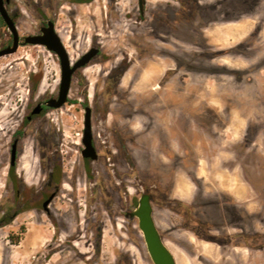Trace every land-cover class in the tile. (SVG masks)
I'll return each mask as SVG.
<instances>
[{
  "label": "rangeland",
  "instance_id": "obj_1",
  "mask_svg": "<svg viewBox=\"0 0 264 264\" xmlns=\"http://www.w3.org/2000/svg\"><path fill=\"white\" fill-rule=\"evenodd\" d=\"M12 1L19 34L49 18L71 62L99 51L62 106L29 119L57 94L58 58L31 44L0 56V109L14 110L0 264H153L125 216L143 193L176 264H264V0H146L141 19L137 0ZM84 106L94 160L80 154Z\"/></svg>",
  "mask_w": 264,
  "mask_h": 264
},
{
  "label": "water",
  "instance_id": "obj_2",
  "mask_svg": "<svg viewBox=\"0 0 264 264\" xmlns=\"http://www.w3.org/2000/svg\"><path fill=\"white\" fill-rule=\"evenodd\" d=\"M144 3L145 0H137L140 12L143 10ZM0 16L13 34L12 43L0 49V56H3L13 53L17 49L18 35L14 22L9 17L2 0H0ZM42 32L43 33L40 35L24 36L22 43L41 45L57 56L60 71L58 91L55 96H50L43 100L42 105L47 108H59L67 100L71 78L74 72L77 69L84 67L98 53V48L95 46L89 47L83 54L71 62L67 50L53 29V23L51 21L47 22V25L42 29ZM40 109L41 103L35 104L27 118L29 119L31 115L38 114ZM81 144L82 147L80 149V154L83 158L90 160L97 158V152L92 140L91 109L89 106H84ZM15 158L16 142L14 141L11 144L10 165L15 164ZM51 197L52 194L44 200V208H47V204ZM125 216L127 218H136L137 227L142 234L146 250L153 264H176L171 251L163 242V239L155 225L152 216L150 197L147 193H143L139 196L136 206L131 211L127 212Z\"/></svg>",
  "mask_w": 264,
  "mask_h": 264
},
{
  "label": "flooded vegetation",
  "instance_id": "obj_3",
  "mask_svg": "<svg viewBox=\"0 0 264 264\" xmlns=\"http://www.w3.org/2000/svg\"><path fill=\"white\" fill-rule=\"evenodd\" d=\"M3 1V4H4V7L9 15V17L12 19V21L14 22V25H15V28H16V31H17V20L19 18V9H18V5L13 3L12 0H2ZM66 3H81L83 2V0H64ZM146 1V0H145ZM144 6H145V3H144ZM137 8H138V4H137ZM144 14V7H143V10L142 12H140L139 8H138V17L139 19H141V17L143 16ZM48 21H51L53 23V29L54 31L57 33V35L59 36V33L57 32V28H56V23L54 22V20L52 19H49V18H42L40 21H39V25L37 26V29L34 31V32H31L29 34H26V35H40L42 34V29L46 27L47 25V22ZM0 23L2 24V26L5 27L7 33H8V37H9V40L7 42H5L4 44L0 45V49L5 47V46H8L12 43V40H13V34L12 32L8 29V27L6 26V24L3 22L1 16H0ZM17 35H18V39H17V43H18V46H20L23 41V37L26 36V35H23V34H19V32L17 31ZM60 38V36H59ZM63 43V42H62ZM18 48V47H17ZM99 51V49H98ZM163 54H167L166 52L163 53ZM71 61V60H70ZM13 74H8L7 75V81L8 82H11L12 79H13ZM1 99V98H0ZM1 102V100H0ZM37 103H41V109H40V112L42 110H44L46 107L42 105V101L40 102H36L35 104ZM39 112V113H40ZM14 113V110L12 111H6V108H2L0 109V137L2 138V134H3V131L4 133L8 132L9 130V125H10V115H13ZM27 119V118H26ZM16 142L17 144V139H12L11 142H10V150H11V144L13 142ZM29 153L27 150H24L23 151V157H21V162H20V168L22 171H24V177L26 180L28 181H31L35 175H37V172L36 170L32 167V166H29V165H26V164H23L22 160L25 159L26 160V157H28ZM16 156H17V148H16ZM0 159H1V155H0ZM15 160H17V158H15ZM9 161H10V157H9ZM27 161V160H26ZM25 161V162H26ZM9 166H13V165H10ZM52 175L49 174V178H51ZM50 196V195H49ZM48 196V197H49ZM47 197V198H48ZM54 197V194H52V197L50 198L49 202L52 200V198ZM150 197V196H149ZM46 198V199H47ZM45 200V199H44ZM44 200L42 201L41 203V209L44 211V212H48V208H44L43 207V202ZM48 202V204H49ZM47 204V205H48ZM167 245V244H166ZM168 246V245H167ZM171 251V250H170ZM174 257V256H173Z\"/></svg>",
  "mask_w": 264,
  "mask_h": 264
},
{
  "label": "trees",
  "instance_id": "obj_4",
  "mask_svg": "<svg viewBox=\"0 0 264 264\" xmlns=\"http://www.w3.org/2000/svg\"><path fill=\"white\" fill-rule=\"evenodd\" d=\"M122 66L119 67V69H121ZM55 179H58V175L56 174L55 175Z\"/></svg>",
  "mask_w": 264,
  "mask_h": 264
},
{
  "label": "bare ground",
  "instance_id": "obj_5",
  "mask_svg": "<svg viewBox=\"0 0 264 264\" xmlns=\"http://www.w3.org/2000/svg\"><path fill=\"white\" fill-rule=\"evenodd\" d=\"M165 243V242H164ZM165 245H166V243H165ZM167 246V245H166ZM168 247V246H167ZM168 249H169V247H168ZM170 250V249H169ZM172 253V252H171ZM173 255V254H172Z\"/></svg>",
  "mask_w": 264,
  "mask_h": 264
}]
</instances>
